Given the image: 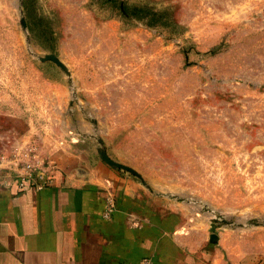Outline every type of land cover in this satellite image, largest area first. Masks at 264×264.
Here are the masks:
<instances>
[{
	"label": "rangeland",
	"instance_id": "rangeland-1",
	"mask_svg": "<svg viewBox=\"0 0 264 264\" xmlns=\"http://www.w3.org/2000/svg\"><path fill=\"white\" fill-rule=\"evenodd\" d=\"M99 138L195 246L264 254V0H0V178Z\"/></svg>",
	"mask_w": 264,
	"mask_h": 264
},
{
	"label": "crops",
	"instance_id": "crops-1",
	"mask_svg": "<svg viewBox=\"0 0 264 264\" xmlns=\"http://www.w3.org/2000/svg\"><path fill=\"white\" fill-rule=\"evenodd\" d=\"M56 161L41 187L0 178V264H264L257 252L195 246L189 221L148 201L130 173Z\"/></svg>",
	"mask_w": 264,
	"mask_h": 264
},
{
	"label": "water",
	"instance_id": "water-1",
	"mask_svg": "<svg viewBox=\"0 0 264 264\" xmlns=\"http://www.w3.org/2000/svg\"><path fill=\"white\" fill-rule=\"evenodd\" d=\"M22 25L24 26V20H22ZM40 59L42 61H51V62L55 63L58 67H60L64 72H66V73L68 72L66 66L63 64V62L54 53L45 54L44 56L40 57ZM98 143L101 146H98L96 151H97L98 157L105 164H107L108 166H110L114 169H118V170H122V171H126V172L130 173L131 175L137 177L143 185H146L144 178L141 176V174L137 170H135L133 167H131L129 165H126L124 163H121V162H118V161L112 159L108 155L106 149L103 146L102 139L99 138Z\"/></svg>",
	"mask_w": 264,
	"mask_h": 264
},
{
	"label": "built area",
	"instance_id": "built-area-1",
	"mask_svg": "<svg viewBox=\"0 0 264 264\" xmlns=\"http://www.w3.org/2000/svg\"><path fill=\"white\" fill-rule=\"evenodd\" d=\"M28 176H26V177H22V179H21V182H20V186H23L24 185V183L27 181V180H33V183H34V185L36 186V187H41L42 185H43V183H45L46 182V180H45V174H44V172L42 171V172H35L34 174H32V173H29V174H27ZM111 210H112V201L111 202H109V205H108V207L106 208V211H105V213H104V215L105 216H108L109 214H110V212H111ZM142 264H149V260H144V261H142Z\"/></svg>",
	"mask_w": 264,
	"mask_h": 264
}]
</instances>
